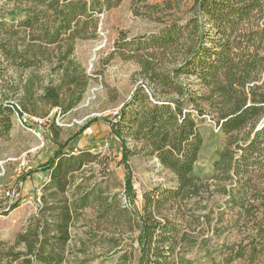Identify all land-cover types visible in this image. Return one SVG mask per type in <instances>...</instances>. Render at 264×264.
Instances as JSON below:
<instances>
[{
	"label": "trees",
	"instance_id": "1",
	"mask_svg": "<svg viewBox=\"0 0 264 264\" xmlns=\"http://www.w3.org/2000/svg\"><path fill=\"white\" fill-rule=\"evenodd\" d=\"M120 1L102 0L96 11ZM96 3L32 0L23 11L0 13V80L10 68L22 73L45 61L49 69L45 82L36 83L38 75L20 73L7 91L0 90V138L9 134L14 113L37 114L35 104L40 103L64 114L82 100L90 78L72 54L75 40L87 37L88 22L96 28L91 9ZM52 44L57 46L50 54ZM114 53L135 62L141 76L108 121L119 145L130 205L97 182L72 185L75 172L96 157L87 149L76 154L67 149L90 121L63 142L57 140L52 123L55 148L38 167L48 175L42 204L28 227L16 234L15 244L22 249L0 246V264H62L73 226L87 227L91 238L105 222L110 231L100 235L110 251L100 264H186L181 252L187 233L178 217L166 211L206 188L194 173L203 144L196 117L206 115L226 136L212 168L230 180L239 181L252 164L250 157L264 148V0H192L187 16L171 18L156 31L132 38L121 33L113 42ZM47 132L48 127L40 131L46 137ZM130 155L152 157L173 176V187L145 191L140 209L131 206L135 195L127 165ZM17 206L10 203L4 212ZM84 219L90 221L85 225ZM127 224L136 245L125 247L121 234ZM76 244L83 252L84 241Z\"/></svg>",
	"mask_w": 264,
	"mask_h": 264
},
{
	"label": "rangeland",
	"instance_id": "2",
	"mask_svg": "<svg viewBox=\"0 0 264 264\" xmlns=\"http://www.w3.org/2000/svg\"><path fill=\"white\" fill-rule=\"evenodd\" d=\"M85 1L97 3L91 8L96 17V28L93 29V22L88 20L87 37L75 40L72 54L74 62L80 64L90 78L82 100L64 114L59 108L47 109L40 103L35 104L37 114L23 112L20 116L14 113L9 134L0 138L1 248L22 249V244H15L16 234L23 232L39 212L42 186L48 175L45 176L38 167L55 148L52 123L58 132L57 140L63 142L90 121L67 149L74 154L87 149L96 157L75 172L72 185L83 183L88 186L97 182L105 191L115 193L122 204L130 205L123 188L125 169L119 163V145L110 134L108 121L113 120L121 104L141 83V76L135 62L112 54L113 42L121 33L127 38L148 34L171 18L187 16L192 0H169L167 3V0H121L109 9L102 7L100 12L96 10L102 0ZM31 4L32 0H0L3 9L0 13L23 11ZM56 46L48 45L50 54L55 52ZM42 64L36 70L28 69L22 73L12 68L5 71L0 80L1 93L9 89L20 73L22 77L38 75L40 80L36 83L45 82L49 69L45 61ZM13 102L20 109L18 102ZM32 117L42 121L41 128ZM196 123L203 144L194 173L203 178L206 188L198 196L170 204L166 211L169 216L175 214L178 217L180 227L187 233L181 254L188 260L186 264H264V148L250 157L252 164L239 181L236 178L230 180L212 168L215 152L224 146L226 136L215 130L213 121L206 115L197 116ZM45 127L49 132L42 148L36 132ZM127 165L135 195L132 207L140 209L142 194L150 188L174 186L172 174L152 157L130 155ZM15 202L18 203L16 208L4 212L8 204ZM82 221L86 225L90 220ZM105 223L91 238L87 227L73 226L71 240L65 248L67 258L62 264L103 263L110 251L106 238L100 235L110 231ZM127 225L121 234L125 247L131 242L136 245L132 228ZM79 239L85 243L83 252L76 244Z\"/></svg>",
	"mask_w": 264,
	"mask_h": 264
},
{
	"label": "built area",
	"instance_id": "3",
	"mask_svg": "<svg viewBox=\"0 0 264 264\" xmlns=\"http://www.w3.org/2000/svg\"><path fill=\"white\" fill-rule=\"evenodd\" d=\"M32 119H33V121H35L38 124L37 127L41 128V126H42L41 122L42 121L40 119L36 118V117H32ZM215 130H217L216 127H215ZM36 135H37V137H38V139L40 141V146L43 148L46 145V139H45L46 136L42 135L39 130L36 132Z\"/></svg>",
	"mask_w": 264,
	"mask_h": 264
},
{
	"label": "water",
	"instance_id": "4",
	"mask_svg": "<svg viewBox=\"0 0 264 264\" xmlns=\"http://www.w3.org/2000/svg\"><path fill=\"white\" fill-rule=\"evenodd\" d=\"M262 123H264V121Z\"/></svg>",
	"mask_w": 264,
	"mask_h": 264
}]
</instances>
